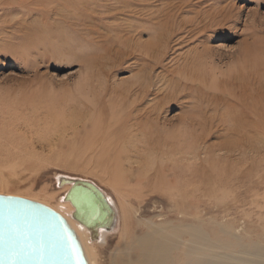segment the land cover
Segmentation results:
<instances>
[{
    "label": "rangeland",
    "instance_id": "374dc122",
    "mask_svg": "<svg viewBox=\"0 0 264 264\" xmlns=\"http://www.w3.org/2000/svg\"><path fill=\"white\" fill-rule=\"evenodd\" d=\"M150 42L155 57L139 51ZM145 76L156 83L147 94ZM259 108L264 0H0V193L57 207L70 189L60 177L94 181L117 217L88 243L95 264H125L135 229L182 220L264 248V132L248 130L261 142L243 155L232 130ZM106 125L157 183L125 191L124 232L90 148Z\"/></svg>",
    "mask_w": 264,
    "mask_h": 264
},
{
    "label": "bare ground",
    "instance_id": "6f19581e",
    "mask_svg": "<svg viewBox=\"0 0 264 264\" xmlns=\"http://www.w3.org/2000/svg\"><path fill=\"white\" fill-rule=\"evenodd\" d=\"M155 49H157L156 42H150L141 47L139 51L145 57H155ZM243 78L246 82L250 80L246 77ZM155 84V81H151L148 79V76H145L138 83V88L142 93L147 94ZM258 89L262 90L263 87L259 85ZM254 115L257 122L246 120L242 117L239 120L238 126L232 129L233 132L243 136L244 143H247L249 146L248 148L244 146L240 147L243 155H246L249 151L257 152L259 143L261 142L259 137L250 134L248 130L254 129L255 131L262 130L264 132V108L255 110ZM93 128H99L96 134L97 138H95L97 145H95V141L90 146L93 152V159L95 160L94 164L102 169L108 180H113V184H115V188L119 194L121 232H124L128 229L131 221V212L124 196L125 191L129 188L134 189V191L141 189L152 190L156 187L157 183L153 179L155 178L153 175L148 176L143 172L142 162L138 159L135 160L136 157L140 156L139 152H137L138 150H134L133 154L127 153V146L125 144L127 139L124 141L121 136V130H117V127L111 125ZM98 142L103 144L105 148L103 152L98 148L100 146ZM234 149L237 150L235 147ZM134 162L138 163L135 166L137 168L136 171H134L135 167L132 168ZM134 181L137 182L135 186L132 185ZM108 200L115 210L110 198ZM44 204L58 211L68 221L81 241L88 263L95 264L91 256V249L89 251L88 243L98 239L105 240L107 234L114 226L116 225L117 227L116 210L112 228H101L97 232V237H93V234H96V232L92 234L90 228L73 218L75 207L70 201L64 200L57 207L47 203ZM173 205L177 206L178 203L175 202ZM147 228L143 229V231L139 228L135 229V232H139L140 230V234L132 232L130 242L128 241L123 246H120L119 257L125 264H264V248L260 244L245 243L240 237L234 235L222 225L219 226L221 231L231 236L233 240L226 239L227 241H225V239H221V236L218 237L216 235L212 237L208 234L209 232H206L207 230L203 229L202 224L186 220H182L181 224L178 225L174 223L170 225L169 222H166L159 226H152L151 224ZM167 228L172 229L167 230ZM183 234L187 235V238L182 237Z\"/></svg>",
    "mask_w": 264,
    "mask_h": 264
},
{
    "label": "water",
    "instance_id": "95a60500",
    "mask_svg": "<svg viewBox=\"0 0 264 264\" xmlns=\"http://www.w3.org/2000/svg\"><path fill=\"white\" fill-rule=\"evenodd\" d=\"M70 184L64 195L73 218L96 232L111 229L115 210L94 182L60 177ZM0 264H89L81 241L68 221L50 206L18 195L0 194Z\"/></svg>",
    "mask_w": 264,
    "mask_h": 264
}]
</instances>
